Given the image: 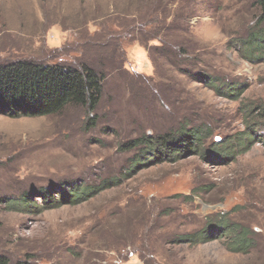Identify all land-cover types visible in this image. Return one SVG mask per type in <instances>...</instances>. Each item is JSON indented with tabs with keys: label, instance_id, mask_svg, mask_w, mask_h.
<instances>
[{
	"label": "rangeland",
	"instance_id": "1",
	"mask_svg": "<svg viewBox=\"0 0 264 264\" xmlns=\"http://www.w3.org/2000/svg\"><path fill=\"white\" fill-rule=\"evenodd\" d=\"M259 14L257 0H0V64L86 66L103 79L93 114L0 115L9 264H264V49L245 44L264 30ZM223 83L244 91L219 97ZM182 125L207 129L206 154L241 132L256 141L226 161H154L129 147ZM78 186L98 192L57 208L37 197ZM213 216L248 227L254 248L176 242Z\"/></svg>",
	"mask_w": 264,
	"mask_h": 264
},
{
	"label": "trees",
	"instance_id": "2",
	"mask_svg": "<svg viewBox=\"0 0 264 264\" xmlns=\"http://www.w3.org/2000/svg\"><path fill=\"white\" fill-rule=\"evenodd\" d=\"M260 9L257 25H264V0H257ZM163 13V11H162ZM245 44L249 50L264 49V30L252 32ZM255 48V49H256ZM102 77L92 69L60 65H43L27 60L0 64V115L9 118L47 117L60 113L67 106L85 108L93 114L101 98ZM208 84V82H207ZM212 85H214L212 83ZM219 97L235 99L244 91V85L227 83L212 86ZM258 124L264 129V107L256 111ZM90 120V119H89ZM208 131L203 127L189 128L182 125L175 132L160 137H141L133 141L131 149H144L154 161H176L190 155L212 156L214 159H233L234 153H245L255 143L249 133L237 134L233 142L216 143L212 154L204 153L203 142ZM217 161V160H216ZM143 164L135 163L136 167ZM98 192L88 187H72L67 193L60 192L53 197L47 191H39L46 207L57 208L64 204H79ZM29 197L22 199L27 203ZM227 237V248L232 253L248 254L254 248L253 232L246 226L233 222L226 216H213L198 231L181 235L177 243L200 245L217 237ZM0 264H9L0 254Z\"/></svg>",
	"mask_w": 264,
	"mask_h": 264
},
{
	"label": "water",
	"instance_id": "3",
	"mask_svg": "<svg viewBox=\"0 0 264 264\" xmlns=\"http://www.w3.org/2000/svg\"><path fill=\"white\" fill-rule=\"evenodd\" d=\"M216 141H218V139H216Z\"/></svg>",
	"mask_w": 264,
	"mask_h": 264
}]
</instances>
